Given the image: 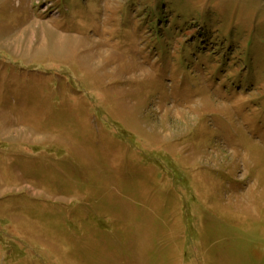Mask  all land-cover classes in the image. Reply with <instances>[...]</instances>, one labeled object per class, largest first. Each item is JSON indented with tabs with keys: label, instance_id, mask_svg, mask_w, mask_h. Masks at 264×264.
I'll return each instance as SVG.
<instances>
[{
	"label": "rangeland",
	"instance_id": "374dc122",
	"mask_svg": "<svg viewBox=\"0 0 264 264\" xmlns=\"http://www.w3.org/2000/svg\"><path fill=\"white\" fill-rule=\"evenodd\" d=\"M0 264H264V0H0Z\"/></svg>",
	"mask_w": 264,
	"mask_h": 264
}]
</instances>
